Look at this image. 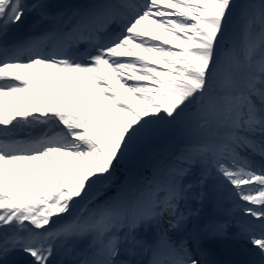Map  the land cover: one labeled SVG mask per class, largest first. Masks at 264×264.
<instances>
[{"label":"snow or ice","instance_id":"1","mask_svg":"<svg viewBox=\"0 0 264 264\" xmlns=\"http://www.w3.org/2000/svg\"><path fill=\"white\" fill-rule=\"evenodd\" d=\"M51 9L0 0V264L16 252L27 264H207L170 230L210 181L247 218L237 228L249 264H264V0ZM28 13L48 27L10 38ZM170 130L177 151L142 186L106 195L116 166Z\"/></svg>","mask_w":264,"mask_h":264},{"label":"bare ground","instance_id":"2","mask_svg":"<svg viewBox=\"0 0 264 264\" xmlns=\"http://www.w3.org/2000/svg\"><path fill=\"white\" fill-rule=\"evenodd\" d=\"M69 0L65 1V4H66V7L68 6H72L70 3H68ZM32 0H29V3H31ZM30 21V13L26 14L23 18H22V22L17 25V26H14L12 29H11V33H10V38L13 37L14 39H21L23 36L24 37H27L26 33V28H27V23ZM190 195L192 196V193H189V197ZM188 199H186L185 201L181 202L182 205L186 204L185 202L187 201ZM201 203H205V198H203V200H200V202H195V206H197V208H201L200 210H202L203 206L206 207V204L204 205H201ZM220 203H217V207L216 208H213V209H207L206 212H204L203 210L200 211L201 214H203V217L205 218V224H204V227H206L207 225H210V224H215L217 223L218 221H216V219H224L226 216L225 214L227 212H224V209L225 207L224 206H219ZM214 210L215 211V215H211V211ZM200 217L199 218H196L194 217L192 222L190 224H188L186 226V228L188 229L189 233L190 234H193L195 235L199 230H198V223L200 222ZM206 230V228H205ZM171 231V234L173 235L174 238H176V235L177 233L179 232V230H175V231ZM238 237V235H237ZM236 237V238H237ZM177 239V238H176ZM83 243H87V241H84L82 242L81 244L78 245V247H81V245ZM252 253H253V250L250 248L249 249ZM22 253V252H20ZM223 253V251H222ZM23 255L26 256V254L22 253Z\"/></svg>","mask_w":264,"mask_h":264},{"label":"trees","instance_id":"3","mask_svg":"<svg viewBox=\"0 0 264 264\" xmlns=\"http://www.w3.org/2000/svg\"><path fill=\"white\" fill-rule=\"evenodd\" d=\"M240 0H235V3L237 2V6H238V2ZM169 132V137L170 139H168L167 141V145L162 146L161 150L159 151L160 157L162 155V153H175L177 151V148L179 146L180 143V135L178 131L175 130H170ZM147 150V148L145 147L142 151H140L135 157L134 159H138V160H134L133 158L126 161L124 164H120L116 166V171L118 173V175L123 176L126 174H130V170L133 169L135 167V161L141 162V164L145 161H147V158H145V156L143 157V154L145 153V151ZM152 169V167H151Z\"/></svg>","mask_w":264,"mask_h":264},{"label":"rangeland","instance_id":"4","mask_svg":"<svg viewBox=\"0 0 264 264\" xmlns=\"http://www.w3.org/2000/svg\"><path fill=\"white\" fill-rule=\"evenodd\" d=\"M134 1L137 3L139 2L138 0H134ZM114 175H115V180H116V178H117L116 173ZM188 179L191 180L189 177H188ZM138 187H140V186H138ZM212 190L216 193V195H214L215 193L213 191H210L212 193V195L216 196L217 199L222 200L223 204H226L224 207L229 209V212H230L229 217L234 218V220H235V222H233V223H231V225H229L230 228L227 232L228 233L235 232L236 230H238V228H236L237 222L238 221L242 222V221L246 220L247 218L242 215V213L240 212L239 209L235 208L234 203H233V198H232L229 190L225 191L223 194H219L214 189H212ZM196 191L199 192L200 189L199 190L197 189ZM203 192H204V190H203ZM204 197H205V194H204ZM189 204L193 206L192 203H189ZM184 208H186V206H184ZM249 247H251V246L249 245Z\"/></svg>","mask_w":264,"mask_h":264}]
</instances>
